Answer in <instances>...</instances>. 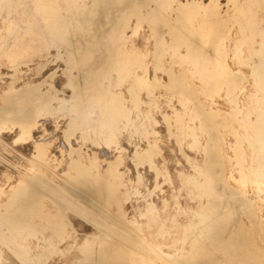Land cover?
<instances>
[{
  "label": "crops",
  "instance_id": "crops-1",
  "mask_svg": "<svg viewBox=\"0 0 264 264\" xmlns=\"http://www.w3.org/2000/svg\"><path fill=\"white\" fill-rule=\"evenodd\" d=\"M73 2H85L87 5L74 13L78 16V27L77 31L69 35L88 36L80 29V23L87 9L93 5L94 44L97 42L98 26L102 24L105 25L104 36L106 37L109 32V36L112 37L109 45L111 52L109 59H105L107 54L99 58L96 56L93 63L88 65L93 69V77L87 85L93 87V93L92 96L87 97H92L94 108H97L98 101L101 103L102 99H108L111 102L110 111H190L195 117L194 121L197 122L195 126L198 125V134L205 138L207 144L196 145L197 135L195 137L191 135L190 143H187L186 137L183 138L178 134L173 136L175 145L173 153L188 159L192 167L191 171L196 165L193 156L197 154L202 156L200 157L202 167H197L192 171L193 173L186 171L185 175L182 171L177 172V163L172 173H166L161 167L160 152L157 156L153 153L148 155L146 152L136 154L139 159L138 165L142 168L147 167L154 176L150 175V177L149 172H147L148 176L147 173L139 174L143 186L146 180L153 179L155 182V187L152 189L143 187L145 190L141 201V211L145 214L143 220H147L149 213L159 212L160 215L166 211L161 204V202L166 203L167 196V188L162 181L173 182L171 191L175 195L178 179L201 180V183H189L190 187L185 189L188 193L190 192V196L195 194L194 196L199 195L201 200L202 197L204 198L202 214L197 219L202 226L198 231L184 236L183 242L190 243L194 247V252L201 254V259L207 261L216 259L220 264H238L236 261L243 259L241 253H227L217 246L226 242V237L224 241L221 233L228 231L232 227L231 222L235 220L233 212L237 210L234 204L230 203V197L239 199V196H242L241 190L230 186L229 181L234 178L232 175L234 173L237 178L243 177H238L237 172H229L226 165L249 163L248 158L254 156L252 163L255 162L264 168V0H235V2L234 0H73ZM132 5H137V9L131 10ZM181 7H185L184 10ZM106 27H109L110 31H107ZM145 27L147 32H143V30L146 31ZM232 30H234L233 33ZM208 31L210 37L206 33ZM149 36L151 42L146 45V37ZM220 40H222L221 43ZM138 44L143 46H137ZM236 56H242V59ZM52 75L46 77L52 78ZM48 81L44 90L52 100L53 87L48 86ZM73 81L76 85L83 83V78L79 76L76 69L73 71ZM0 83H5L3 77L0 78ZM107 86H110L109 92L105 91ZM75 90L77 99H85L80 95V86ZM214 96L217 100L213 99ZM62 97L70 98L64 92ZM155 100H159V103L155 104ZM3 103L0 100L1 108L4 107ZM43 109L39 108L38 111ZM212 122H216L217 125L214 126ZM219 125L220 136L217 131ZM4 128L0 125V131ZM195 128L189 130V126H185L183 130L197 133L198 130ZM172 130L177 132V128L174 129L173 126ZM219 137H221L220 145ZM169 138L171 139V136ZM199 151L202 152L199 153ZM101 162V157L94 155L92 161L94 167L91 172H86L102 185L100 191H97L100 199L96 201L88 199L90 194L87 191L73 186L76 175L66 179L59 177L61 179L57 178V180L45 173L44 179L38 171L39 163H35L34 171L32 169L29 175L25 176L24 181L13 184L7 190L0 188V236L11 234L22 228L37 231L38 229L32 226L37 222L36 216L38 213L53 210V202H55L58 203L55 206H59V211L68 213L69 221L62 229L66 234L59 231L55 236L50 229L38 231L49 234L47 255L49 259L58 257L60 260L61 258L62 261L57 264H167L165 254L154 251V245L147 237L133 234L136 224L131 213L135 211V208L127 202L131 188H121L114 182L119 179H128L127 171L121 172L122 166L127 165L128 162L126 163L122 158L111 160L110 172L102 170ZM31 163L34 164L32 160H30ZM7 168L11 169L13 174H19L22 177L18 167L10 165ZM49 172L52 176L55 174L53 171ZM224 188L232 191L230 196H227ZM68 194L83 203L88 211L93 213L91 220L80 214L82 211H87L83 206L77 204V210H73L61 201L62 198H68ZM43 196L46 201L45 207L40 204ZM252 209L258 213L257 226L263 230V233L254 236V240L250 242L264 247V220L260 210L253 204ZM22 211L28 213L29 218L20 216ZM213 217L215 220H211ZM74 218H79L93 227L83 240L78 238L73 223ZM159 219L162 220L161 216ZM22 223L28 225L24 226ZM120 224L128 229L121 230ZM244 225L242 222L240 226ZM71 252L75 253L74 259L64 261L65 256ZM259 258L264 259V257Z\"/></svg>",
  "mask_w": 264,
  "mask_h": 264
},
{
  "label": "rangeland",
  "instance_id": "rangeland-1",
  "mask_svg": "<svg viewBox=\"0 0 264 264\" xmlns=\"http://www.w3.org/2000/svg\"><path fill=\"white\" fill-rule=\"evenodd\" d=\"M86 5L87 4H85V2L74 3L73 0H0V78L4 77L6 82L12 81L17 84H21L30 78V86L26 87L20 94V96L23 97L30 96V94H34L35 91L43 93L45 91L44 87L46 86L48 80V86L53 87L52 100H49L50 96H47L46 93L43 95V100L49 101L47 106L48 109H44L43 112L40 113L38 124L39 127L36 131L33 130V133L30 131H21L17 125L10 126L9 128L5 127L2 131H0V163L2 164L0 165V188L7 190L8 188H11L13 184H16L22 180L24 181L25 176H28V173L32 169L34 171L33 166H35V163H39L38 171L41 173L44 179L46 178L45 173H48L51 177H54L55 179L58 178L59 180L62 177L66 179L72 178L76 175V178L73 181V186L87 191L90 194L88 199L94 200L95 190L88 187H83L78 183L83 178L91 177L90 175L86 174V172H91L94 167V164L92 163L93 156L96 155L99 158L101 157L102 170L107 172H110L109 163L111 160L122 158L123 161L128 163L127 165H123L121 169L122 171H120H127L128 179H119L118 181L114 182H116L121 188H131V191L129 192L130 197L127 202H129L131 206L135 208V211L131 213L132 219L136 224L133 234L147 237L151 244L154 245V251L160 253L163 252L165 254L167 264L170 262L171 264H189L191 262V258H193L192 254L195 253V250L190 243L183 242V237L189 235L192 232L198 231L201 228L202 224L198 222L197 219H199L202 214L201 209L203 207L202 204L204 203V198L202 197L203 201L200 199L199 195L198 197L190 196L189 198V194L185 193V191H188L184 189L181 192V189L187 188L189 186L188 184L192 182L201 183V180L192 181L178 179L177 195L172 194V181H162L163 185L168 189H166V203L164 204L161 202V204L164 205L166 211L164 212L165 214L160 213L163 214L160 215L162 218L160 224L157 222V224L151 225L152 222H149L148 219L143 220L145 214L141 212V201L142 193L145 192L143 187L152 189L155 187V182L153 179L146 180V183L143 186L142 180L139 179V174H141L142 171V174H144L146 172L144 170H147L148 168H142L138 165L137 162L139 159H137L136 154L138 152H146L148 155L156 154L155 156H157L158 152H160L162 158L161 166L166 173L170 174L174 171V165L176 162L178 169L177 172L182 171L184 175L186 171L190 172L192 167L188 162L189 160L187 159V161L184 156L179 154L174 155L173 153L175 152L173 136L178 134L183 138L186 137L187 143H190L191 135H194V137L197 135L196 137L198 139L200 134H198V125L195 126V117L190 111H110L111 102L108 99H102L101 103L98 101L97 108H94V101L92 97H87L92 96L93 93V87L87 85V83L93 77V69L89 68L88 65L93 63L96 56L98 58L103 57L108 52H101L97 44L87 46L85 43L80 42V40L83 38L82 36L69 35L70 33L77 31L78 27V16L74 13L77 10L83 9ZM57 17L61 18L58 19ZM53 20L55 22H53ZM43 25H46L45 31ZM60 25L62 28H60ZM39 27L41 29H38ZM45 33L47 35H45ZM34 35L35 38L42 39V43H38L36 47L34 46L36 50H32V55L27 57L25 60L23 59L22 61L17 60V58L11 60L12 58L10 56L12 55H10L11 53L8 51L13 49L14 46V49L22 46L27 38H34ZM48 37L52 40H48ZM21 40H23V44L18 42ZM24 54L28 55L29 53L24 52ZM87 55H89V58H85L86 61H84L82 58ZM110 55L111 53H108L105 59L107 58L108 60ZM90 57L92 59H90ZM18 59H20L19 56ZM75 69L78 71L79 76L83 78V83L81 82V85H76L73 81V71ZM47 75H52V78L46 77ZM78 86L81 88L80 95L84 96L85 99L76 98L78 95L75 93V88H78ZM109 87L110 86H107L105 91L109 92ZM63 92L66 93V95H69L70 98L63 99ZM1 93L2 92H0V100L2 96ZM158 103L159 100L155 101V104ZM218 119L220 120V117H218ZM0 125L5 126L4 123ZM172 126L174 129L177 128V132L172 130ZM185 126H189V130L196 127L195 129H198V132L191 133L189 130L185 131L183 130ZM169 128H171V131H169ZM220 128L221 127L219 125V130H217L219 136L221 135ZM116 135L119 138L116 137ZM169 136H171V139ZM202 138L203 137L201 136L197 143L194 141V144L196 143V145L199 144L201 146L205 145V138ZM165 139H168L170 144H167ZM48 142L54 143L53 146H51V149L49 148ZM218 143L220 145L221 137H219ZM60 144L61 146H59ZM16 157H20L21 159H14ZM193 157L196 164L194 166L195 170L197 167L202 166V164H200V160L202 159L198 154ZM30 160H32L34 164H30ZM253 160L254 158L251 157L249 159V163L226 165V169H228L229 172H237L238 177H243L242 179L236 178L237 180L231 179L229 181L230 186L240 189L242 193V196H239V199H237V197H230V203H233L236 210H238L235 211V213L233 212L235 215V220H233L234 222L232 221V224L235 225V227H238L241 223V217L246 215V217L250 219L253 226L255 225V233L253 237H251L252 239L250 238V241L254 240V236L262 235L263 233V230L257 226L258 213L253 211L252 204L255 208L260 210L259 212L261 214L262 220H264V184L262 183L264 182V168H262V165L256 164L255 162L252 163ZM78 161H80V163H78ZM3 164L5 167H3ZM10 165L18 167L22 173V177H20L19 174H13L11 169L8 170L7 166L9 167ZM49 171H53L55 174L52 176ZM117 171H119V169H117ZM147 172L150 173L149 169ZM55 182L57 181L55 180ZM107 182H109V180H107ZM224 189L227 196H230L232 191L229 188ZM44 198L45 197H42V199ZM72 198L74 197L68 194V198H62L61 201L69 205L73 210H77V204H81L71 203L70 200ZM181 198H183V200L186 198V202H183ZM74 199L77 200L76 198ZM242 200L245 201L242 202ZM189 202H191L193 205H189L191 204ZM246 203H251V208H248ZM41 206L44 207L42 204ZM56 206L55 208L53 206V211L51 210L54 215H50L52 214L50 210L48 212L38 213L36 216L37 222L32 226L37 229L36 226L39 225L42 226L41 228L47 227L45 229L49 228L64 232L62 228L64 229L66 226L65 221H69V219H67L68 213L66 211L59 212L57 210L58 207ZM196 207H198V212L195 210ZM83 208H85L87 211H82L80 214H82L86 219L91 220L92 215H85L86 212L88 213L90 211H88L86 206H83ZM244 208L245 210H243ZM232 209L234 208L232 207ZM54 210L57 211L54 212ZM157 213L159 215V212H152V214ZM43 214H46L47 216L50 215L55 218H52L53 221L51 220L52 222L49 221L47 222L49 224H47L46 221H42V219L41 221L38 220V216ZM20 216L28 217V213L22 211ZM188 216H191L192 218ZM59 217L62 218L63 221ZM58 220L59 222H57ZM73 223L77 230L79 240H83L84 237L93 230L92 226L83 222L79 218H74ZM145 224H147V228ZM22 225L27 226L28 224L22 223ZM119 227L121 230L128 229L123 224H120ZM153 227L155 229L158 227L157 233L155 232L156 234L151 232V228L154 229ZM31 230L22 228L16 232H12L11 234L9 233L4 236H0V264H57L59 261H62L61 258L58 260V257H55V259H49L47 255L49 234L45 231ZM29 231H31V233ZM54 235L56 236V234ZM158 238H160V240ZM227 240L228 238H226V242ZM226 242L223 244H226ZM252 243L254 244V242ZM174 245L177 246L180 252L178 249L173 247ZM179 245L184 247L182 248ZM255 246L260 247L256 244ZM260 249L264 251V247H260ZM238 253H241L240 255L242 257V246L238 247ZM74 257L75 253L71 252L63 260L71 261ZM201 261L202 264L213 263L212 260L207 261L201 259ZM241 263L242 259L239 260L238 264Z\"/></svg>",
  "mask_w": 264,
  "mask_h": 264
},
{
  "label": "bare ground",
  "instance_id": "bare-ground-1",
  "mask_svg": "<svg viewBox=\"0 0 264 264\" xmlns=\"http://www.w3.org/2000/svg\"><path fill=\"white\" fill-rule=\"evenodd\" d=\"M66 1V0H65ZM176 1V0H175ZM206 1V0H205ZM210 1V0H209ZM239 1V0H238ZM24 2V1H23ZM184 2V1H183ZM198 2V1H197ZM234 2H235V0H234ZM241 2V1H240ZM254 2V1H253ZM60 3H61V1H60ZM79 3H81V2H79ZM195 3V2H194ZM212 3V2H211ZM255 3V2H254ZM248 4V3H247ZM31 5V4H30ZM62 5V4H61ZM181 5V4H180ZM188 5V4H187ZM196 5V4H195ZM197 5H199V4H197ZM203 5H205V4H203ZM213 5V4H212ZM233 5V4H232ZM246 5V4H245ZM8 6V5H7ZM77 6V5H76ZM200 6V5H199ZM201 6H202V4H201ZM235 6V5H234ZM250 6V5H249ZM51 7V6H50ZM137 5H132L131 6V10H136L137 9ZM186 7V6H185ZM184 7V8H185ZM240 7V6H239ZM246 7V6H245ZM244 7V8H245ZM2 8V7H1ZM4 8V7H3ZM183 10H184V8L183 7H181ZM198 9H199V7H197ZM68 9V8H67ZM180 9V8H179ZM214 9V8H213ZM235 9V8H234ZM237 9V8H236ZM8 10V9H7ZM13 10V9H12ZM26 10V9H25ZM182 10V11H183ZM186 10V9H185ZM252 10V9H251ZM260 10V9H259ZM10 11V10H9ZM40 11V10H39ZM38 11V12H39ZM60 11V10H59ZM199 11H201V10H199ZM206 11V10H205ZM235 11V10H234ZM247 11V10H246ZM258 11V10H257ZM66 12V11H65ZM260 12V11H259ZM4 13V12H3ZM34 13V12H33ZM190 13V12H189ZM236 13V12H235ZM234 13V14H235ZM248 13V12H247ZM6 14H7V11H6ZM39 14V13H38ZM94 13H93V5H91L88 9H87V12L85 13V17H84V19H83V21H82V23H80V29L83 31V32H85L88 36H85V37H83L81 40H80V42H83V43H85L87 46H91L92 44L94 45V33H93V15ZM185 14V13H184ZM218 14V13H217ZM237 14V13H236ZM239 14V13H238ZM257 14H259V13H257ZM36 15H37V13H36ZM193 16H194V14H192ZM211 15H213V13L211 14ZM244 15H246V14H244ZM249 16H250V14H249ZM3 17V16H2ZM6 17V16H5ZM55 18V17H54ZM58 18V17H57ZM61 18V17H60ZM60 18H58V19H60ZM209 18H211V16L209 17ZM213 19L215 18V17H212ZM248 18V17H247ZM261 18V17H260ZM38 19H40V18H38ZM62 19H63V17H62ZM200 20V19H199ZM233 20H234V18H233ZM8 21V20H7ZM29 21V20H28ZM41 21H42V19H41ZM259 21V20H258ZM48 22V21H47ZM53 22H55L54 20H53ZM225 22V21H224ZM186 23V22H185ZM210 23V22H209ZM233 23V22H232ZM239 23H240V21H239ZM42 24V23H41ZM40 24V25H41ZM49 24V23H48ZM55 24V23H54ZM190 24V23H189ZM5 25V24H4ZM13 25V24H12ZM18 25V24H17ZM209 25V24H208ZM241 25V24H240ZM26 26V25H25ZM32 26V25H31ZM232 26V25H231ZM7 27V26H6ZM13 27V26H12ZM11 27V28H12ZM41 27V26H40ZM38 28V29H41V28ZM45 27H46V25H43V28H44V31H45ZM143 27V26H142ZM14 28V27H13ZM60 28H62V26L60 25ZM107 28V27H106ZM210 28H212V26L210 27ZM236 28V27H235ZM7 29V28H6ZM110 28L108 27L107 28V31H110L109 30ZM112 29V28H111ZM145 29H146V27H145ZM209 29V28H208ZM232 29V28H231ZM68 30V29H67ZM5 31V30H4ZM44 31H42V32H44ZM69 31V30H68ZM212 31V30H211ZM233 31L234 30H232V33H233ZM12 32V31H11ZM10 32V33H11ZM41 32V31H40ZM40 32H38V33H40ZM47 32V31H46ZM98 36H97V42H96V44L99 46V50L101 51V52H108L109 54L111 53L110 52V50H109V45H110V41H111V38L112 37H110L109 36V32H108V35L105 37L104 36V32H105V25L104 24H102V25H100V26H98ZM131 32V31H130ZM139 32V31H138ZM143 32H147V29H146V31H144L143 30ZM37 33V32H36ZM66 33H67V31H66ZM132 33V32H131ZM137 33V32H136ZM142 33V32H141ZM206 33H208L209 34V31L208 32H206ZM205 33V34H206ZM48 34H49V32H48ZM146 34V33H145ZM6 35V34H5ZM38 35V34H37ZM45 35H47L46 33H45ZM44 35V36H45ZM51 35V34H50ZM204 35V34H203ZM49 36V35H48ZM145 36H147V35H145ZM218 36V35H217ZM19 37V36H18ZM27 37V36H26ZM38 37H39V35H38ZM43 37V36H42ZM41 37V38H42ZM50 37V36H49ZM49 37L47 38L48 40H52V39H49ZM135 37V36H134ZM139 37V36H138ZM141 37H142V35H141ZM208 37V36H207ZM207 37H206V39H207ZM209 37H210V34H209ZM46 38V37H45ZM23 39V38H22ZM103 39V40H102ZM128 39V38H127ZM145 39V38H144ZM194 39V38H193ZM221 39H223V38H221ZM24 40V39H23ZM23 40H21V41H18L19 43H22L23 42ZM26 40V39H25ZM44 40V39H43ZM46 40V39H45ZM47 40V41H48ZM60 40V39H59ZM138 40H139V38H138ZM138 40L136 41L135 40V42H138ZM140 40H141V38H140ZM225 40V39H224ZM14 41V40H13ZM61 41V40H60ZM133 41V40H132ZM203 41H205V40H203ZM221 41L222 40H220V43H221ZM50 42V41H49ZM49 42H47V43H49ZM78 42H79V40H78ZM79 42V43H80ZM142 42H144V41H142ZM147 42V43H146ZM146 42H145V44L146 45H148V43H150L151 42V40H150V36L149 37H146ZM207 42V41H206ZM15 43V42H14ZM41 44L42 43V39H40V38H35V35H34V38H27V40L25 41V43L22 45V46H19V47H17L16 49H14V47H13V49H11L12 48V46H11V50H9L8 52L9 53H11L10 55H12V56H10L12 59L11 60H13V59H16L17 58V60H20V61H22L23 59L25 60L27 57H29V56H31L32 55V50L33 49H35L36 50V45L37 44ZM133 43V42H132ZM44 44V43H43ZM78 44V43H77ZM144 44V43H143ZM218 44V43H217ZM226 44H227V42H226ZM225 44V45H226ZM231 44H233V43H231ZM14 45V44H13ZM49 45V44H48ZM134 45V44H133ZM152 45V44H151ZM16 46H17V44H16ZM35 46V47H34ZM47 46V45H46ZM137 46H140L139 44L137 45ZM136 45H135V47H137ZM143 46V45H142ZM142 46H140V47H142ZM232 47H233V45H231ZM246 46V45H245ZM9 47V46H8ZM40 47V46H39ZM78 47V46H77ZM81 47V46H80ZM134 47V46H133ZM139 47V49H141ZM146 47V46H145ZM47 48V47H46ZM148 48V47H147ZM152 48V47H151ZM150 48V49H151ZM243 48V47H242ZM246 48V47H245ZM9 49V48H8ZM7 49V50H8ZM23 49H24V51H23ZM42 49V48H41ZM133 49V48H132ZM126 50V49H125ZM142 50H143V48H142ZM238 50H239V47H238ZM245 50V49H244ZM38 51V50H37ZM131 51V50H130ZM130 51H128V52H130ZM133 51V50H132ZM135 51V50H134ZM137 51H138V49H137ZM136 51V52H137ZM145 51V50H144ZM147 52H148V50H146ZM183 51V50H182ZM240 51H241V49H240ZM240 51H238V52H240ZM16 52V53H15ZM24 52H26V53H29L28 55H25L24 54ZM34 52H36V51H34ZM39 52V51H38ZM80 52V51H79ZM138 52H140V51H138ZM143 52V51H142ZM184 52V51H183ZM183 52H181L182 54H183ZM9 53H8V55H9ZM107 53V54H108ZM185 53V52H184ZM210 53V52H209ZM89 54V53H88ZM134 54V53H133ZM142 54V53H141ZM170 54H171V52H170ZM181 54V55H182ZM16 55V56H15ZM91 55V54H90ZM172 55V54H171ZM171 55H170V57H171ZM175 55V54H174ZM180 55V56H181ZM230 55V54H229ZM18 56H19V58L20 59H18ZM139 56V55H138ZM142 56H144V55H142ZM240 56V55H239ZM9 57V58H10ZM75 57V56H74ZM93 57V56H92ZM236 57H238V56H236ZM247 57V56H246ZM245 57V58H246ZM85 58L86 59H88L89 58V55H87V56H85V57H83L82 59L84 60V61H86L85 60ZM238 58H241L242 59V56L241 57H238ZM238 58H236V59H238ZM90 59H92L91 57H90ZM151 59V58H150ZM150 59H148V60H150ZM178 59V58H177ZM180 59V58H179ZM178 59V60H179ZM240 59V60H241ZM10 60V61H11ZM74 60H75V58H74ZM146 60H147V58H146ZM169 60V59H168ZM168 60H167V62H168ZM227 60V59H226ZM244 61V60H243ZM91 62H92V60H91ZM145 62V61H144ZM147 62H149V61H147ZM166 62V63H167ZM173 62V61H172ZM171 62V63H172ZM180 62V61H179ZM229 62V61H228ZM233 62H234V60H233ZM240 62V61H239ZM76 63V62H75ZM175 63V62H174ZM21 64V63H20ZM168 64L169 65H171L170 64V62H168ZM176 64H177V61H176ZM232 64V63H231ZM238 64V63H237ZM244 64H246L245 62H244ZM77 65V64H76ZM153 65H155V64H153ZM175 65V64H174ZM234 65V64H233ZM251 65V64H250ZM177 66V65H176ZM238 66H239V64H238ZM75 67V66H74ZM117 67V66H116ZM175 67V66H174ZM234 67V66H233ZM77 68V67H76ZM180 68V67H179ZM184 68V67H183ZM19 69V68H18ZM178 69V68H177ZM232 69V68H231ZM239 69V68H238ZM150 70V69H149ZM148 70V71H149ZM168 70V69H167ZM183 70V69H182ZM220 70V69H219ZM233 70V69H232ZM15 71V70H14ZM92 71V70H91ZM242 72L244 71V70H241ZM171 72V71H170ZM182 72V71H181ZM186 72H187V70H186ZM16 73H17V71H16ZM20 73V72H19ZM151 73V72H150ZM22 74V73H21ZM44 74V73H43ZM138 74V73H137ZM172 74V73H171ZM188 74V73H187ZM248 74V73H247ZM20 75V74H19ZM27 75V74H26ZM115 75V74H114ZM140 75V74H139ZM177 76H178V74H177ZM226 76V75H225ZM7 77V76H6ZM20 77V76H19ZM165 77V76H164ZM164 77H163V79H164ZM192 77V76H191ZM4 78V77H3ZM21 78V77H20ZM144 78H145V76H144ZM221 78V77H220ZM146 79V78H145ZM174 79V78H173ZM189 79H190V77H189ZM233 81H234V79H232ZM235 82V81H234ZM256 82H257V80H256ZM30 83H31V79L29 78L28 80H25L23 83H21V84H17V83H14V82H12V81H10V82H6L5 81V83H0V92H2L1 93V100L4 102L3 104H4V107H0V124H2V123H4L5 124V126L4 127H10V126H14V125H17L18 126V128L21 130V131H30V130H32V133H33V130L34 131H36L37 129H38V127H39V115H40V113L41 112H43V110L45 109V108H47V106H48V102L49 101H44L43 100V95L46 93L45 91L43 92V93H40V92H37V91H35L34 92V94H30V96H25V97H23V96H20V94H21V92L22 91H24V89L26 88V87H28V86H30ZM106 83V82H105ZM147 83V82H146ZM258 83V82H257ZM152 84V83H151ZM259 84V83H258ZM32 85V84H31ZM249 85V84H248ZM189 86V85H188ZM192 86V85H191ZM190 86V87H191ZM248 89V88H247ZM260 89V88H259ZM123 90V89H122ZM120 92V91H119ZM253 92V91H252ZM162 93V92H161ZM120 94V93H119ZM123 94V93H122ZM166 94V93H165ZM242 94H243V92H242ZM249 94V93H248ZM121 95V94H120ZM156 95V94H155ZM164 96V95H163ZM253 96V95H252ZM259 96V95H258ZM216 96H214V98L213 99H216L217 100V98H215ZM121 98V97H120ZM122 98H124V97H122ZM121 98V99H122ZM240 98H241V96H240ZM246 99V98H245ZM244 99V100H245ZM49 100H51L50 98H49ZM147 100V99H146ZM215 100V101H216ZM247 100V99H246ZM148 101V100H147ZM155 101H157V100H155ZM162 101V100H161ZM263 101V100H262ZM51 102V101H50ZM243 102V101H242ZM124 103V102H123ZM175 103V102H174ZM218 103V102H217ZM239 103V102H238ZM254 103V102H253ZM161 104V103H160ZM225 104V103H224ZM246 104V103H245ZM244 104V105H245ZM260 104V103H259ZM227 105V104H226ZM225 105V106H226ZM264 105V104H263ZM262 105V106H263ZM128 106V105H127ZM224 106V107H225ZM223 107V108H224ZM241 107V106H240ZM239 107V108H240ZM244 107H246V106H244ZM43 109L42 111H38V109ZM143 108H146V107H143ZM161 108H163V107H161ZM249 108V107H248ZM251 108V107H250ZM262 108V107H261ZM142 109V108H141ZM222 109V108H221ZM225 109V108H224ZM263 109H264V107H263ZM95 110V109H94ZM134 111V110H133ZM144 111V110H143ZM250 111H251V109H250ZM249 112V111H248ZM169 113V112H168ZM245 113V112H244ZM96 114H98V113H96ZM101 114V113H100ZM153 114V113H152ZM154 115V114H153ZM133 116V115H132ZM257 116V115H256ZM121 117V116H120ZM257 119V118H256ZM10 121V122H9ZM124 121V120H123ZM160 121V120H159ZM252 122V121H251ZM250 122V123H251ZM195 123H197V122H195ZM213 123V125L214 126H216L217 124H216V122H212ZM7 124V125H6ZM11 124V125H10ZM119 124V123H118ZM124 124V123H123ZM252 124V123H251ZM64 125V124H63ZM119 126H120V124H119ZM165 126V125H164ZM158 128V127H157ZM195 128V127H194ZM48 129V128H47ZM162 129V128H161ZM199 129V128H198ZM197 129V130H198ZM165 130V129H164ZM240 132V131H239ZM249 132V131H248ZM159 133V132H158ZM160 133H161V131H160ZM199 133V132H198ZM119 134H120V132H119ZM12 135V134H11ZM211 135V134H210ZM75 136V135H74ZM11 137V136H10ZM13 137V136H12ZM116 137H118L117 135H116ZM160 137V136H159ZM201 137V136H200ZM199 137V138H200ZM119 138V137H118ZM124 138V137H123ZM136 138V137H135ZM134 138V139H135ZM198 138V139H199ZM51 139H53V138H51ZM166 140V139H165ZM167 141V144H170V142H169V140L167 139L166 140ZM201 141V140H200ZM165 142V141H164ZM62 143V142H61ZM159 143V142H158ZM166 143V142H165ZM173 143V142H172ZM53 142H48V145H49V148L51 149V146H53ZM56 144V143H55ZM166 144V145H167ZM185 144V143H184ZM204 144V143H203ZM30 145V144H29ZM158 145V144H157ZM59 146H61V144L59 145ZM58 146V147H59ZM128 146V145H127ZM30 147V146H29ZM169 147V146H168ZM32 148V147H31ZM128 148V147H127ZM47 149H48V147H47ZM31 150V149H30ZM177 150V149H176ZM170 151V150H169ZM1 152H2V150H1ZM49 152H51V151H49ZM165 152V151H164ZM190 152V151H189ZM167 153V152H166ZM199 153H200V151H199ZM4 154V153H3ZM46 154V153H45ZM103 154V153H102ZM117 154V153H116ZM175 154V153H174ZM178 154V153H177ZM187 154V153H186ZM191 154H193V153H191ZM202 154V153H201ZM10 155H11V153H10ZM176 155V154H175ZM180 155V154H179ZM190 155V154H189ZM194 155V154H193ZM13 156V155H12ZM164 156V155H163ZM7 157V156H6ZM179 157V156H178ZM198 157V156H197ZM202 157V156H201ZM254 157V156H253ZM170 158V157H169ZM247 158V157H246ZM173 159V158H172ZM183 159V158H182ZM248 159H250V158H248ZM167 160V159H166ZM46 161V160H45ZM164 161V160H163ZM173 161V160H172ZM176 161H178V160H176ZM185 161V160H184ZM197 161V160H196ZM160 162V161H159ZM200 162H201V160H200ZM156 163V162H155ZM164 163V162H163ZM177 163V162H176ZM157 164V163H156ZM183 165V164H182ZM187 165V164H186ZM181 166V165H180ZM5 167V166H4ZM145 167V166H144ZM159 167V166H158ZM162 167V166H161ZM175 167V166H174ZM202 167V166H201ZM165 168V167H164ZM2 169V168H1ZM140 169H142V168H140ZM162 169V168H161ZM148 170V169H147ZM147 170H144V171H146L145 173H147ZM153 170V169H152ZM151 170V171H152ZM168 170V169H167ZM176 170V169H175ZM178 170V169H177ZM163 171V170H162ZM170 171V170H169ZM173 171V170H172ZM191 171V170H190ZM204 171V170H203ZM261 171H263V170H261ZM135 172V171H134ZM141 172V171H140ZM176 172V171H175ZM188 173H189V171H187ZM192 172V171H191ZM233 172V171H232ZM142 173H143V171H142ZM170 173V172H169ZM182 173V172H181ZM193 173V172H192ZM234 173V172H233ZM148 174V173H147ZM152 173H150L149 174V176L151 175ZM195 174V173H194ZM132 175V174H131ZM146 175V174H145ZM145 175H143V177L145 176ZM180 175V174H179ZM190 175V174H189ZM188 175V176H189ZM232 175H234L233 177H232ZM231 175V178H233V179H236L237 177H236V175H235V173L234 174H232ZM4 176H6V175H4ZM148 176V175H147ZM152 176H153V174H152ZM171 176V175H170ZM182 176H184V175H182ZM182 176H180V177H182ZM191 176H193V174L191 175ZM238 176V175H237ZM260 176V175H259ZM146 177V176H145ZM151 177V176H150ZM154 177V176H153ZM261 178V177H260ZM259 178V179H260ZM176 179V178H175ZM258 179V180H259ZM151 180V179H150ZM237 180V179H236ZM261 181H263V180H261ZM241 182H243V181H241ZM80 185H82L83 187H88V188H90V189H93V190H95V192H94V199H95V201L96 200H99L100 199V197H99V195H97V193L100 191V189L102 188V185L98 182V181H95L92 177H89V178H83L81 181H79L78 182ZM139 183V182H138ZM173 183V182H172ZM263 184H264V182H262ZM13 184V183H12ZM242 184V183H241ZM1 185V184H0ZM184 185H186V184H184ZM174 186V185H173ZM245 186V185H244ZM190 187V186H189ZM7 188V187H6ZM185 189V188H184ZM186 189H188V188H186ZM185 189V190H186ZM191 189H192V187H191ZM168 190V189H167ZM177 190V189H176ZM5 191V190H4ZM98 191V192H97ZM165 191V190H164ZM183 191V189L181 190V192ZM194 191V190H193ZM180 192V193H181ZM175 193V192H174ZM179 193V194H180ZM185 193H186V191H185ZM188 193V192H187ZM186 193V194H187ZM190 193V192H189ZM188 193V194H189ZM158 194V193H157ZM177 193H175V195H176ZM174 195V194H173ZM185 195V194H184ZM195 195V194H194ZM193 195V196H194ZM44 197V196H43ZM155 197V196H154ZM175 197V196H174ZM189 198H190V195H189ZM192 198V197H191ZM196 198V197H195ZM235 198V197H234ZM182 199V201L184 202L185 200H186V198L183 200V198H181ZM180 199V200H181ZM189 201V200H188ZM196 201H198V200H196ZM70 202L71 203H80L81 205H83L84 206V204L83 203H81V202H79L78 200H75L74 198H72L71 200H70ZM102 202H103V200H102ZM186 202V201H185ZM193 202V201H192ZM233 202V201H232ZM45 203H46V201H45V198L44 199H42V201L40 202V204H42L43 206L45 205ZM189 203H191V202H189ZM194 203V202H193ZM197 203V202H196ZM195 203V204H196ZM53 204H58V203H55V202H53ZM175 204V203H174ZM192 204V203H191ZM194 204V205H195ZM246 205H248V208H251V203H246ZM147 206V205H146ZM45 207V206H44ZM57 207V206H56ZM59 207V206H58ZM54 208H55V205H54ZM194 208V207H193ZM197 208L198 207H196V211H197ZM200 208V207H199ZM159 209V208H158ZM171 209V208H170ZM57 210H58V208H57ZM57 210H54V212L55 211H57ZM243 210H245V208L243 209ZM53 211V210H52ZM59 211V210H58ZM238 211V210H237ZM50 212H51V210H50ZM60 212V211H59ZM142 213H143V211H141ZM171 212V211H170ZM195 212V211H194ZM198 212V211H197ZM52 214H50V215H54L53 214V212H51ZM58 213V212H57ZM142 213H140V214H142ZM155 213V212H154ZM190 213H191V211H190ZM235 213V212H234ZM46 214H48V213H46ZM46 214H43V215H41V216H38V220H40L41 221V219H42V221H46V223L47 222H52L53 220H52V216H50V215H46ZM83 214H84V212H83ZM93 213L90 211V212H86L85 213V215H92ZM152 214V213H151ZM150 213L149 214H147V219L149 220V222H152L151 223V225H154V224H157V222L160 224V219H159V216L160 215H163V214H160V215H158V213L157 214H152L151 215ZM165 214V213H164ZM154 215V216H153ZM158 215V216H157ZM180 215H181V213H180ZM180 215H178V216H180ZM55 216H56V213H55ZM165 216V215H164ZM185 216V215H184ZM187 216V215H186ZM192 216V215H191ZM191 216H188V217H191ZM237 216V215H236ZM167 217V216H166ZM55 218V217H54ZM53 218V219H54ZM60 218V217H59ZM145 218V219H146ZM169 218V217H168ZM177 218V217H176ZM192 218V217H191ZM58 219V218H57ZM60 219H62V218H60ZM170 219V218H169ZM196 219V218H195ZM240 219V218H239ZM52 220V221H51ZM178 220V219H177ZM187 220V219H186ZM190 220V219H189ZM193 220V219H192ZM211 220H215L214 219V217L211 219ZM37 221V220H36ZM39 221V222H40ZM56 221V220H55ZM62 221H63V219H62ZM241 223L239 224V226L238 227H235V225H233L232 224V222H231V225H232V227L227 231H224L223 233H221V235H223V237L225 238H228V240H227V242H226V244H220V245H218L217 247H219L222 251H224V252H227V253H231V254H237L238 253V247L239 246H242V263L241 264H264V259H261V258H259V257H264V256H260V255H264V254H262V253H264V251H262V249H260V247H257V246H255V243L253 244L252 242H250V238L251 237H253V235H254V233H255V228H254V226H253V224L251 223V221H250V219L248 218V217H246V215L245 216H242L241 217ZM57 222H59V220L57 221ZM155 222V223H154ZM179 222H181V221H179ZM187 222V221H186ZM234 222V221H233ZM242 222H244V226H240V225H242ZM148 223V222H147ZM189 223H190V221H189ZM39 224V223H38ZM41 224V223H40ZM43 224H45V223H43ZM42 224V225H43ZM47 224H49V223H47ZM46 224V225H47ZM51 224V223H50ZM59 224V223H58ZM170 224V223H169ZM168 224V225H169ZM236 224V223H235ZM33 225V224H32ZM65 225H67L66 224V221H65ZM146 225V228H147V224H145ZM35 226V225H34ZM174 226V225H173ZM37 227V229L38 230H46L45 228H47V227H43V228H41L42 226H39V225H37L36 226ZM66 227V226H65ZM149 227V226H148ZM151 227V226H150ZM155 227V226H154ZM153 227V228H154ZM170 227V226H169ZM84 228V227H83ZM49 229V228H48ZM63 229V228H62ZM149 229V228H148ZM147 229V230H148ZM171 229V228H170ZM172 229H174V228H172ZM52 232H53V234H56L57 235V233L60 231V230H55V229H50ZM144 230V229H143ZM157 231H158V227H156V229L154 228V229H152L151 228V232L152 233H154V234H156L157 233ZM169 231V230H168ZM167 231V232H168ZM174 231V230H173ZM172 231V232H173ZM187 231V230H186ZM62 232V231H61ZM143 232V231H142ZM156 232V233H155ZM166 232V233H167ZM181 232V231H180ZM62 234H64V232L62 233ZM66 234V233H65ZM96 234V233H95ZM172 234V233H171ZM174 234V233H173ZM168 235V234H167ZM182 236V235H181ZM157 237V236H156ZM167 237V236H166ZM172 237V236H171ZM175 237H177V236H175ZM178 238V237H177ZM149 239H151V238H149ZM167 239V238H166ZM252 239V238H251ZM163 240V239H162ZM239 240H241V241H239ZM166 241H168V240H166ZM186 241V240H185ZM25 243V242H24ZM185 243H187V242H185ZM182 245V244H181ZM257 245V244H256ZM180 246V245H179ZM173 247H175V249H178L177 248V246H173ZM180 247H182V246H180ZM184 247V246H183ZM182 247V248H183ZM262 248V247H261ZM25 249V248H24ZM165 250V249H164ZM174 250V249H173ZM179 250V249H178ZM205 251H206V249H205ZM169 252V251H168ZM179 252H180V250H179ZM182 252V251H181ZM172 253H173V251H172ZM186 253H188V252H186ZM260 253V254H259ZM3 256V255H2ZM37 256V255H36ZM11 257V256H10ZM66 257V256H65ZM64 257V258H65ZM77 257V256H76ZM192 257L193 258H191V262L189 263V264H202V261H201V254L199 253V254H197V252H195L194 254H192ZM9 258V257H8ZM12 258V257H11ZM194 258H196V259H194ZM4 259V258H3ZM10 259V258H9ZM9 259H7V260H9ZM13 259V258H12ZM74 259V258H73ZM149 259V258H148ZM5 260V259H4ZM6 260V261H7ZM35 261V260H34ZM189 261V260H188ZM213 261V263L212 264H215V263H219L220 264V262L218 261V260H212ZM215 261H217V262H215ZM224 262H226V261H224ZM237 263L239 262V261H236ZM3 263V262H2ZM51 263V262H50ZM6 264V263H5ZM156 264H158V263H156ZM188 264V263H187Z\"/></svg>",
  "mask_w": 264,
  "mask_h": 264
}]
</instances>
